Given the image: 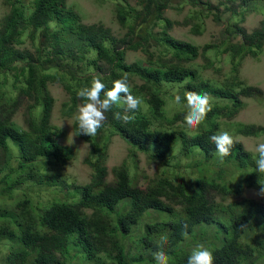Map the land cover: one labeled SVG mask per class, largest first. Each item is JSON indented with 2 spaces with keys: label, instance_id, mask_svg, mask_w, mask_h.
<instances>
[{
  "label": "trees",
  "instance_id": "obj_1",
  "mask_svg": "<svg viewBox=\"0 0 264 264\" xmlns=\"http://www.w3.org/2000/svg\"><path fill=\"white\" fill-rule=\"evenodd\" d=\"M2 1L9 11L0 20V264H155L157 250L169 264H186L200 244L214 264H264V202L248 195L264 184L257 153L234 139L231 154L221 158L210 141L225 131L264 136L263 126L232 124L244 99L264 100L263 89L240 77L244 60L264 51V20L251 31L244 27L248 12L264 16V0H239L237 8L229 5L236 0H113L122 36L102 23H83L67 0ZM186 5L194 35L211 16L225 23L218 44L201 47L170 35L175 22L166 12ZM128 52L143 58L129 63ZM225 55L230 75L206 77L207 70L221 73L215 61ZM124 76L141 100L127 113L132 119L113 118L125 110L117 103L95 136L80 134L77 92L94 77L107 90ZM53 85L68 97L62 109L74 117L73 133L89 144L87 184L63 173L76 153L59 142ZM188 90L210 97L211 111L196 129L183 119ZM113 137L129 146V158L110 171ZM139 152L157 164L146 186L139 182Z\"/></svg>",
  "mask_w": 264,
  "mask_h": 264
},
{
  "label": "rangeland",
  "instance_id": "obj_2",
  "mask_svg": "<svg viewBox=\"0 0 264 264\" xmlns=\"http://www.w3.org/2000/svg\"><path fill=\"white\" fill-rule=\"evenodd\" d=\"M128 1L130 4L134 5L137 0ZM211 2L215 5H219L221 2L227 3V0H211ZM2 3L3 1L0 0V20L9 11L8 8L3 7ZM238 3H240V1L236 0V3H230L229 5L233 8H237ZM67 4L81 15L83 23H102L111 28L118 36H122L124 34V31L120 29L115 19V2L113 0H67ZM260 4L261 3H257V6ZM223 8L224 6L222 5V9ZM262 8L264 9V4H262ZM189 9L190 8L186 5L182 11L169 10L166 12V16L175 22L174 27L170 29V35L172 34L179 40L189 41L201 47L211 42L218 44L222 37L221 33L225 29V23L219 25L214 22L213 16H211L205 21V28L202 35H194L191 31L193 22L187 20ZM228 17L229 14H225V19ZM263 20V14L248 12L244 27L251 31L257 28ZM210 57L214 58L212 54H210ZM141 58H143L141 53L128 52L127 54V62L129 63L135 62ZM199 63H205V60L200 58ZM215 67L220 68L221 73L216 74L214 70H207L205 73L206 77L223 81L227 75H230V56L225 55L221 57L220 62L215 61ZM240 77L247 84L264 90V51L259 59L248 57L244 60L240 69ZM50 91L57 101L54 112V124L59 128L62 134L59 138V142L73 148L76 153L75 160L65 167L63 173L72 177L70 178L71 182L76 181L80 184H87L91 181L93 168L86 161L90 153L89 144L77 138L73 133V121L77 114V110L76 114L73 115L74 117H65L62 106L68 101L67 95L59 85L50 86ZM244 101L246 103L245 109L233 120L232 124H256L264 127V100L260 102L253 99H244ZM18 122L23 125L21 119H18ZM232 137L233 139L242 142L248 151L254 153H256L255 146L259 143H264V136L244 137L240 135H233ZM128 147L129 146L119 137L111 138L107 148L106 160V165L110 171L112 168L120 166L123 162L128 160ZM128 163L131 174L134 176L132 164L130 161ZM138 168L141 175L139 178L140 185L146 186L147 178L153 177L156 174L157 164L150 162L145 154L139 152ZM248 195L264 202V198L256 196L254 191L249 192Z\"/></svg>",
  "mask_w": 264,
  "mask_h": 264
},
{
  "label": "clouds",
  "instance_id": "obj_3",
  "mask_svg": "<svg viewBox=\"0 0 264 264\" xmlns=\"http://www.w3.org/2000/svg\"><path fill=\"white\" fill-rule=\"evenodd\" d=\"M103 94V97L102 95ZM77 96L83 100L78 106L75 119L78 123L80 134L86 136H95L98 129L103 126L107 119L105 113L112 110L113 105L123 103L125 105L124 113L117 111L113 113V118L128 122L132 119L127 113L134 112L141 104V100L132 95L127 77H121L112 82V87L107 89L105 84L94 77L90 86H86L77 92ZM187 102L189 111L184 115V123L189 129H196L206 119L208 112L211 111L210 97L208 94H200L192 90L184 93L183 97ZM175 102H181V96H175ZM210 141L215 145V150L221 158L231 154L235 146L233 137L227 132L212 135ZM257 157L255 167L257 174H264V143L255 146ZM254 194L264 198V184L258 183V188ZM246 228V225H242ZM155 264H169V257L163 251L157 250L152 253ZM186 264H214L213 253L203 244L194 248L188 256Z\"/></svg>",
  "mask_w": 264,
  "mask_h": 264
}]
</instances>
